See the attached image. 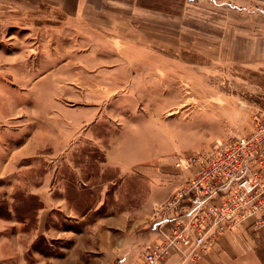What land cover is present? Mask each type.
Segmentation results:
<instances>
[{
	"label": "rangeland",
	"instance_id": "rangeland-1",
	"mask_svg": "<svg viewBox=\"0 0 264 264\" xmlns=\"http://www.w3.org/2000/svg\"><path fill=\"white\" fill-rule=\"evenodd\" d=\"M138 3L157 14L127 7L121 27L66 24L30 38L0 22V48L18 45L3 58L20 54L19 73L26 63L35 73L0 80L2 264H140L155 241L142 214L144 171L156 169L154 183L168 188L176 154L220 148L264 117V15L215 0ZM29 140L33 151L21 157ZM105 155L130 165L105 168ZM47 175L57 177L52 208ZM110 214L120 225L98 226ZM262 234L254 235L264 263Z\"/></svg>",
	"mask_w": 264,
	"mask_h": 264
},
{
	"label": "built area",
	"instance_id": "built-area-1",
	"mask_svg": "<svg viewBox=\"0 0 264 264\" xmlns=\"http://www.w3.org/2000/svg\"><path fill=\"white\" fill-rule=\"evenodd\" d=\"M181 176L172 197L158 205L157 239L140 264H191L221 237L247 224L264 228V117L248 135L215 150L176 154Z\"/></svg>",
	"mask_w": 264,
	"mask_h": 264
},
{
	"label": "crops",
	"instance_id": "crops-1",
	"mask_svg": "<svg viewBox=\"0 0 264 264\" xmlns=\"http://www.w3.org/2000/svg\"><path fill=\"white\" fill-rule=\"evenodd\" d=\"M139 0H0V22L3 24H7L9 26H17L18 33H27L28 38L30 36H40L46 33H64L63 29L66 24H70L75 26L76 28H82L84 26L88 27H96L101 26L106 22L113 21L115 26L121 27L122 24V11L124 8L126 10L132 9V12H135L134 15L138 12V16L146 17L148 16L147 12H150V16L153 14H157V11L148 10L146 5H140L138 3ZM211 1V0H210ZM214 1V0H213ZM221 5L230 4L232 7L237 8L239 11H246L250 15L262 14L264 15V0H215ZM150 9V8H149ZM115 26L113 27L115 29ZM16 27V29H17ZM113 29V30H114ZM112 30V32H113ZM30 35V36H29ZM19 42V37L17 38ZM16 42L10 41L11 46L8 48L3 44V47L0 48V63L8 65L11 67V73L6 75L1 73L0 71V80L4 78H8L14 81H29L34 80L33 74L34 69L29 68V63L27 64L28 69L24 73H19L20 65V54H12L8 57H4L6 54V50H15L14 48L18 46L15 44ZM31 54V53H29ZM30 56V55H29ZM28 56V57H29ZM4 62V63H3ZM33 67L35 65H32ZM2 70V69H1ZM22 75V76H21ZM48 144L46 141L42 143L44 147ZM2 135L0 133V162L2 160ZM39 146V145H38ZM33 142L29 140L26 144H23L18 153L21 157L28 156L26 155L28 152H32ZM35 150V149H34ZM104 166L108 167H116V165L125 168V166H129L130 162L127 160H119V159H110L109 155H105ZM135 164V163H133ZM2 173V165H0V174ZM177 175V181L174 184H171L170 187H159V185L154 182L160 178L159 173L156 172V169H146L144 171V179L148 180V191L146 202L143 206L142 214L151 218L153 222H151V229L147 228L146 232L150 235L148 237L149 240H156L158 237L157 234V216H155L153 208L155 204L163 201L168 198L172 192L176 189L175 187L181 181V176L179 173L175 172ZM45 181L44 187L47 189L44 192L46 197L44 196V202L52 208L54 206H59L55 204V201L52 199V193L55 190V179L56 176H49ZM61 180H58L60 183ZM59 188V187H58ZM62 198H59V204H61ZM98 207L101 208L104 204V200H100L98 203ZM49 208V209H50ZM111 209L113 206L110 205ZM128 213L123 211L121 214L122 223H126L125 216ZM156 219V220H154ZM96 223L99 225L105 224L108 227H115L120 225V216L114 214H110L99 218ZM149 227V226H148ZM2 229H0V232ZM255 232V233H254ZM259 231H254L253 228L249 227L247 224L241 226L240 228L229 231L225 233L219 243L210 251L201 255L196 261L191 264H264L262 263L259 254V239L255 237ZM105 234V233H104ZM108 235V234H106ZM152 235V236H151ZM264 237V234H262ZM146 238V237H145ZM261 238V237H259ZM147 240V239H146ZM2 241V240H1ZM0 241V246L2 242ZM140 241V240H139ZM76 255V251L73 252ZM72 253V254H73ZM3 255L0 253V258ZM178 259V256H174L169 260L161 263V264H174V259ZM1 260V259H0ZM2 264V262H0ZM53 264H68L67 261H54Z\"/></svg>",
	"mask_w": 264,
	"mask_h": 264
}]
</instances>
